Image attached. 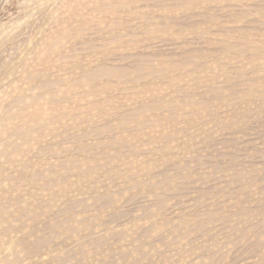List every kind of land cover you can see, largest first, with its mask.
Wrapping results in <instances>:
<instances>
[{"label": "rangeland", "instance_id": "374dc122", "mask_svg": "<svg viewBox=\"0 0 264 264\" xmlns=\"http://www.w3.org/2000/svg\"><path fill=\"white\" fill-rule=\"evenodd\" d=\"M0 264H264V0H0Z\"/></svg>", "mask_w": 264, "mask_h": 264}, {"label": "bare ground", "instance_id": "6f19581e", "mask_svg": "<svg viewBox=\"0 0 264 264\" xmlns=\"http://www.w3.org/2000/svg\"><path fill=\"white\" fill-rule=\"evenodd\" d=\"M263 101V100H262Z\"/></svg>", "mask_w": 264, "mask_h": 264}]
</instances>
